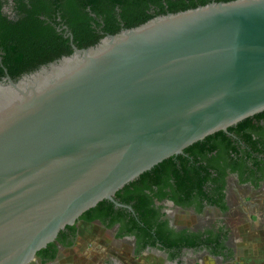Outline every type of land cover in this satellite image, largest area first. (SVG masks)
Masks as SVG:
<instances>
[{
  "label": "water",
  "instance_id": "1",
  "mask_svg": "<svg viewBox=\"0 0 264 264\" xmlns=\"http://www.w3.org/2000/svg\"><path fill=\"white\" fill-rule=\"evenodd\" d=\"M264 111V0L212 1L0 80V264H29L163 160Z\"/></svg>",
  "mask_w": 264,
  "mask_h": 264
},
{
  "label": "flooded vegetation",
  "instance_id": "2",
  "mask_svg": "<svg viewBox=\"0 0 264 264\" xmlns=\"http://www.w3.org/2000/svg\"><path fill=\"white\" fill-rule=\"evenodd\" d=\"M1 1V12L16 20L15 1ZM60 3L61 9L55 0L38 3L40 18L69 38L73 49V32L64 18L68 5L66 0ZM82 3L75 1L77 6ZM84 9L98 34L105 35L104 12ZM117 24L125 26L119 16ZM161 169L121 188L114 197L118 204L108 200L112 206L98 204L87 210L29 264H68L63 254L76 247L87 226L110 239L106 245L102 239L89 243L86 250L98 258L90 264H128L121 255L106 253L109 245L121 253L129 251L132 260L149 257L158 264H264V111L193 143ZM137 200L147 224L133 207Z\"/></svg>",
  "mask_w": 264,
  "mask_h": 264
},
{
  "label": "trees",
  "instance_id": "3",
  "mask_svg": "<svg viewBox=\"0 0 264 264\" xmlns=\"http://www.w3.org/2000/svg\"><path fill=\"white\" fill-rule=\"evenodd\" d=\"M14 1V9L18 12L16 20L9 19L8 15L1 12L4 3L0 0V80L6 76V70L14 80H17L23 75L34 72L41 66L73 52L69 38H65L55 27L46 24L40 18L42 12L39 10L40 4L38 5V3L43 0ZM60 1L62 0H55L59 9L62 6ZM75 1L66 0L68 9L65 10L64 18H67V24L73 32L76 46L86 48L97 44L108 34L120 32L122 28L117 24L118 16L125 23L124 28H132L158 15L196 8L212 1L227 2L231 0H81L83 3L78 6ZM80 6L82 8H79ZM85 7H89L91 11L98 14L104 12L105 35H99L97 28L90 22L91 19H87L88 14L84 9ZM115 7L119 11L116 12ZM200 143L198 142L196 145ZM192 147L186 150H191ZM170 159L143 173L141 178L150 175V173L162 172L161 166ZM175 175L177 179L182 177L180 170H176ZM131 184H127L125 188ZM119 196L120 192L117 193V198ZM122 200L124 201V199ZM128 201L133 202L132 198ZM106 203L109 201H101L99 206ZM109 204L112 206L111 203ZM133 207L138 212L140 221L147 224L146 214L141 210L142 202L137 200L136 203H133ZM85 218L86 215H83L82 219ZM62 234L60 233L58 240L61 239ZM52 245L53 243H50L48 246L51 247ZM46 249L40 250L38 256H42L48 250Z\"/></svg>",
  "mask_w": 264,
  "mask_h": 264
},
{
  "label": "rangeland",
  "instance_id": "4",
  "mask_svg": "<svg viewBox=\"0 0 264 264\" xmlns=\"http://www.w3.org/2000/svg\"><path fill=\"white\" fill-rule=\"evenodd\" d=\"M81 239L80 242L76 245V247L72 248V250H66L63 254L65 256L66 263L68 264H90L91 262H95L98 258H95V253L90 252V250H86V247L89 246V243L91 241H94L95 244H98V239H102V231L98 228H92V227H82L81 230ZM102 242L104 245L110 244V239L105 236V238L102 239ZM91 244V243H90ZM112 244V243H111ZM111 254L121 255V259L128 264H151L152 258H144V260L135 261L132 260V257H130V253L128 252H120V250L115 245H109V249L106 250ZM94 256V257H93ZM151 262V263H150ZM152 264H158L157 262H154Z\"/></svg>",
  "mask_w": 264,
  "mask_h": 264
}]
</instances>
